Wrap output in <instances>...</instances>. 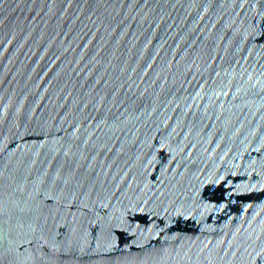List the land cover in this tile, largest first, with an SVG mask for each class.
<instances>
[{"label": "water", "instance_id": "obj_1", "mask_svg": "<svg viewBox=\"0 0 264 264\" xmlns=\"http://www.w3.org/2000/svg\"><path fill=\"white\" fill-rule=\"evenodd\" d=\"M0 264H264V0H0Z\"/></svg>", "mask_w": 264, "mask_h": 264}]
</instances>
